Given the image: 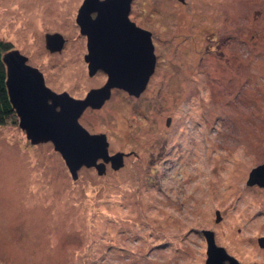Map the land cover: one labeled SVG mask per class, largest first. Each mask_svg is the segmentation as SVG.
<instances>
[{
  "label": "rangeland",
  "instance_id": "374dc122",
  "mask_svg": "<svg viewBox=\"0 0 264 264\" xmlns=\"http://www.w3.org/2000/svg\"><path fill=\"white\" fill-rule=\"evenodd\" d=\"M83 1L0 0L6 52L76 99L107 81L89 75ZM130 19L153 34L154 74L79 120L124 154L120 169L74 180L51 142L0 124V264H205L204 230L264 264V187L248 185L264 163V0H133ZM47 33L64 36L61 52Z\"/></svg>",
  "mask_w": 264,
  "mask_h": 264
},
{
  "label": "water",
  "instance_id": "95a60500",
  "mask_svg": "<svg viewBox=\"0 0 264 264\" xmlns=\"http://www.w3.org/2000/svg\"><path fill=\"white\" fill-rule=\"evenodd\" d=\"M132 2L84 0L79 8L77 24L80 33L87 37L85 61L89 75L94 76L99 71L107 75L106 83L91 89L83 99L49 88L43 73L28 64V58L19 50H10L2 57L6 88L19 127L33 145L51 142L74 180L84 166L96 168L102 175L109 163L116 170L124 165L122 152L109 153L105 133L91 134L80 123L85 110L100 109L111 98L113 89L139 97L155 72L157 56L152 33L130 19ZM65 43L60 33L46 34V47L51 52H61ZM248 185L264 187V163L252 169ZM217 214L220 220V213ZM203 234L207 241L205 264H242L216 244L212 231L204 230ZM259 243L264 247V238L259 239Z\"/></svg>",
  "mask_w": 264,
  "mask_h": 264
},
{
  "label": "trees",
  "instance_id": "16d2710c",
  "mask_svg": "<svg viewBox=\"0 0 264 264\" xmlns=\"http://www.w3.org/2000/svg\"><path fill=\"white\" fill-rule=\"evenodd\" d=\"M8 46L0 42V124H8L17 121V116L12 108L6 88V68L3 63V53Z\"/></svg>",
  "mask_w": 264,
  "mask_h": 264
},
{
  "label": "flooded vegetation",
  "instance_id": "af4514ba",
  "mask_svg": "<svg viewBox=\"0 0 264 264\" xmlns=\"http://www.w3.org/2000/svg\"><path fill=\"white\" fill-rule=\"evenodd\" d=\"M131 14V13H130ZM96 16V14H93V17H95ZM82 35V34H81ZM83 37H85L86 38V40H87V37L86 36H84L83 35ZM152 37H153V34H152ZM1 42V41H0ZM86 43H87V41H86ZM87 45V44H86ZM6 52V51H5ZM6 68V67H5ZM99 73V72H98ZM45 83H46V81H45ZM47 85V84H46ZM48 86V85H47ZM102 87V86H101ZM98 88H100V87H98ZM92 89H95V88H92ZM113 90H115V89H113ZM54 91V90H53ZM56 92V91H55ZM64 92H66V91H64ZM58 93V92H57ZM68 93V92H67ZM112 94H113V91H112ZM112 96V95H111ZM90 108V107H89ZM88 109V108H87ZM251 186H253V185H251ZM264 248V247H263Z\"/></svg>",
  "mask_w": 264,
  "mask_h": 264
}]
</instances>
